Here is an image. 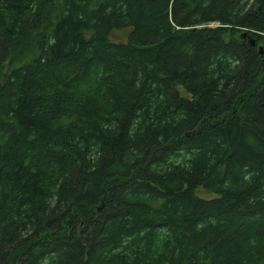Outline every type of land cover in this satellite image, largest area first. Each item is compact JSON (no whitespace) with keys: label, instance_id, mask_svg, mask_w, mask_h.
Returning <instances> with one entry per match:
<instances>
[{"label":"trees","instance_id":"1","mask_svg":"<svg viewBox=\"0 0 264 264\" xmlns=\"http://www.w3.org/2000/svg\"><path fill=\"white\" fill-rule=\"evenodd\" d=\"M0 264H264V0H0Z\"/></svg>","mask_w":264,"mask_h":264},{"label":"rangeland","instance_id":"2","mask_svg":"<svg viewBox=\"0 0 264 264\" xmlns=\"http://www.w3.org/2000/svg\"><path fill=\"white\" fill-rule=\"evenodd\" d=\"M128 30H129L128 27H125L122 29H117L111 34V37L117 41H124L126 39V33ZM179 90L182 94H186L181 88ZM195 192H196V194H198L202 197H206V198H209V197L216 195V193L213 190L206 189L202 186L196 187Z\"/></svg>","mask_w":264,"mask_h":264}]
</instances>
